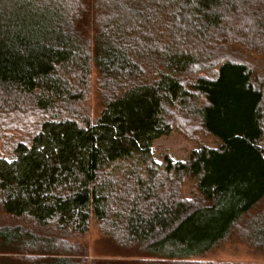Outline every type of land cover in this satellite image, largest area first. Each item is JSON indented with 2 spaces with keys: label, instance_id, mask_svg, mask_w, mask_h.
<instances>
[{
  "label": "trees",
  "instance_id": "1",
  "mask_svg": "<svg viewBox=\"0 0 264 264\" xmlns=\"http://www.w3.org/2000/svg\"><path fill=\"white\" fill-rule=\"evenodd\" d=\"M235 45L264 57V0H0V114L39 115L0 151V264H113L74 240L93 222L132 264L264 250V72ZM195 126L218 146L155 158Z\"/></svg>",
  "mask_w": 264,
  "mask_h": 264
},
{
  "label": "rangeland",
  "instance_id": "2",
  "mask_svg": "<svg viewBox=\"0 0 264 264\" xmlns=\"http://www.w3.org/2000/svg\"><path fill=\"white\" fill-rule=\"evenodd\" d=\"M227 46V45H226ZM224 46V50L220 52L233 54L237 58H246L253 63L257 69L264 72V57L255 52L247 51L239 46L230 48ZM96 71H92V95L88 101V108L94 116L101 108L100 96L95 86ZM38 116L34 111H7L0 114V151L3 147L11 146L14 142L23 139L31 132L34 125L37 123ZM264 148V137H263ZM219 141L210 136L198 127H194L190 137L183 136L177 130L173 131L168 136H163L154 141L153 150L155 158L162 160L168 154L173 159H185L190 151L199 145H208L212 147L218 146ZM191 185L185 187L184 192L189 196ZM264 208V198L258 203L254 211ZM0 217L3 215L0 213ZM4 220L8 218L4 216ZM78 241L84 248L83 255L88 259L99 260L101 262L113 264H132L142 257L135 256L129 252H124L115 248L109 239L103 237L97 225L93 222L90 225L88 232L74 239ZM150 259V258H143ZM155 259V258H153ZM158 260V259H157ZM191 260L196 262H206V264H264V250L256 249L248 245L242 240L237 232L224 243L219 245L214 250L202 256L193 257Z\"/></svg>",
  "mask_w": 264,
  "mask_h": 264
}]
</instances>
